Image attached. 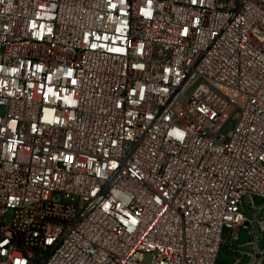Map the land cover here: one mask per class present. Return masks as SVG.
<instances>
[{"label":"built area","instance_id":"built-area-1","mask_svg":"<svg viewBox=\"0 0 264 264\" xmlns=\"http://www.w3.org/2000/svg\"><path fill=\"white\" fill-rule=\"evenodd\" d=\"M264 264V0H0V264Z\"/></svg>","mask_w":264,"mask_h":264},{"label":"rangeland","instance_id":"rangeland-1","mask_svg":"<svg viewBox=\"0 0 264 264\" xmlns=\"http://www.w3.org/2000/svg\"><path fill=\"white\" fill-rule=\"evenodd\" d=\"M234 246L231 245V243L226 241L221 249L220 255H219V263L220 264H234ZM247 259L242 261V264H247Z\"/></svg>","mask_w":264,"mask_h":264}]
</instances>
